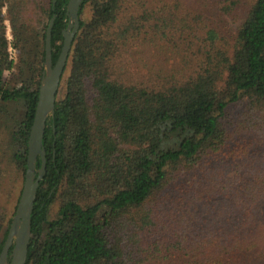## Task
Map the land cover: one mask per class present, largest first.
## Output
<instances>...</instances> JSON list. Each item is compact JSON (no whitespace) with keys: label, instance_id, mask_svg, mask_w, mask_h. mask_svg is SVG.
Segmentation results:
<instances>
[{"label":"trees","instance_id":"1","mask_svg":"<svg viewBox=\"0 0 264 264\" xmlns=\"http://www.w3.org/2000/svg\"><path fill=\"white\" fill-rule=\"evenodd\" d=\"M67 3L0 0V162L20 183ZM78 18L25 264H264V0H83Z\"/></svg>","mask_w":264,"mask_h":264},{"label":"water","instance_id":"2","mask_svg":"<svg viewBox=\"0 0 264 264\" xmlns=\"http://www.w3.org/2000/svg\"><path fill=\"white\" fill-rule=\"evenodd\" d=\"M83 0H68L66 14L68 22L62 32L63 44L60 54L52 65L51 30L55 16L48 23L44 41L43 73L38 88V97L33 121L27 141L26 170L24 180L11 219L6 238L0 251V264H25L30 239V219L33 211L36 191L45 173L46 153L42 144L46 121L53 117L56 95L63 74L73 38L79 27L78 10ZM54 5V2H53ZM40 159V167L36 169V161ZM9 257V263L7 258Z\"/></svg>","mask_w":264,"mask_h":264},{"label":"rangeland","instance_id":"3","mask_svg":"<svg viewBox=\"0 0 264 264\" xmlns=\"http://www.w3.org/2000/svg\"><path fill=\"white\" fill-rule=\"evenodd\" d=\"M5 28H6V37L10 41V28L8 25L7 20L4 21ZM11 54L13 55V51ZM44 70V69H43ZM43 73V72H42ZM1 163V178L0 179V241H1V233L3 232V225L5 221L10 220L7 226V231L9 225L11 223V219L15 213V209L19 200V196L21 193L23 180L20 183V177L17 175V171L15 170L14 166L8 164L7 162H0ZM13 167V168H11ZM59 209L58 201L54 202L49 208V216L53 218Z\"/></svg>","mask_w":264,"mask_h":264}]
</instances>
